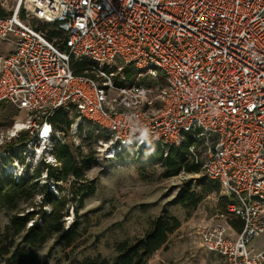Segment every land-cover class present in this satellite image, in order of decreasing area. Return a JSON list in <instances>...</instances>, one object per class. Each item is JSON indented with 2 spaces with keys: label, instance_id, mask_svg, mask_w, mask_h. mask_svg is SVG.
<instances>
[{
  "label": "built area",
  "instance_id": "built-area-1",
  "mask_svg": "<svg viewBox=\"0 0 264 264\" xmlns=\"http://www.w3.org/2000/svg\"><path fill=\"white\" fill-rule=\"evenodd\" d=\"M0 40L15 46L0 54V107L27 118L0 132V149L24 132L30 151L0 178L60 185L48 171L70 138L100 166L162 161L187 142L228 198L201 246L225 264H264L251 246L264 235V0H0ZM60 110L74 111L68 133L50 121Z\"/></svg>",
  "mask_w": 264,
  "mask_h": 264
},
{
  "label": "rangeland",
  "instance_id": "rangeland-1",
  "mask_svg": "<svg viewBox=\"0 0 264 264\" xmlns=\"http://www.w3.org/2000/svg\"><path fill=\"white\" fill-rule=\"evenodd\" d=\"M14 48L13 43L0 40V54L6 55ZM120 64L118 60L114 65ZM142 78L156 80L147 72H142ZM161 78L160 75L158 79ZM67 114L71 119L76 118L74 111ZM17 121H27L24 112L10 104L0 107V132L10 131ZM28 135L23 132L21 138L6 142L0 149L3 152L0 158L3 175L10 163L21 157H30V151L21 147V142L27 140ZM68 143L77 147L71 138ZM81 150L84 154L93 153L92 145L85 142ZM163 171L161 161L157 160H129L116 166L92 163L82 181H64L60 183L61 189L55 188V184L46 185L56 198L67 199L63 222L64 228L70 232L54 233L42 245L24 247L28 253H34L37 259L49 264H80L98 255L113 260L118 244L142 237L153 219L169 215L176 217L181 225L170 234L167 245L153 255L149 264H225L220 254L208 252L201 246L198 235L199 229L215 221L216 215L221 212L218 204L219 197L224 196L222 189L203 171L197 174L184 171L171 178H164ZM42 173L44 171L40 170L39 176ZM189 190L195 191L202 199L196 207L182 204L178 198ZM74 191H80L79 197L71 201ZM36 198L35 203H41V196ZM33 207L37 213L35 218L39 221L51 212L50 205ZM26 209L31 211L32 206ZM9 219L8 214L0 212L1 232L9 224ZM0 237L3 239V236ZM251 246L262 249L264 235L253 239Z\"/></svg>",
  "mask_w": 264,
  "mask_h": 264
},
{
  "label": "trees",
  "instance_id": "trees-1",
  "mask_svg": "<svg viewBox=\"0 0 264 264\" xmlns=\"http://www.w3.org/2000/svg\"><path fill=\"white\" fill-rule=\"evenodd\" d=\"M37 29L44 30L49 38L56 37L59 32L52 25L37 24ZM128 77L137 75V70L127 69ZM50 121L68 133L73 119L63 110L57 111L50 118ZM187 142L181 147L171 148L168 157L163 158V177L171 178L181 172L200 173L201 166L189 161L185 156ZM55 153L61 162L59 169L49 170L50 179L57 182L74 179L77 182L86 178L87 172L92 167L93 153L84 154L80 146L73 147L69 143L59 146ZM61 189V185H55ZM80 191H74L71 201H76ZM37 196H41V203H35ZM182 204H189L196 207L201 202V197L195 191H184L179 195ZM67 199H58L48 189V186H41L40 183L32 180L22 179L17 182L9 176L0 179V212L8 214L9 224L0 231V263L1 264H49L47 261L37 259L34 253H28L24 246L35 247L46 243L49 236L54 233L69 234V230L64 228L63 217L66 215L65 207ZM228 203L226 196L219 197V211H224ZM37 204V205H35ZM51 206L49 215H43L40 219L35 218L36 210L33 206ZM28 206H32V211L26 212ZM230 225L237 231H241L242 224L239 219H231ZM31 224L30 226H28ZM180 221L173 216L162 215L152 220L149 230L140 238L133 242H122L116 247V256L113 260L104 258L101 255L93 259H86L80 264H149V260L157 251L164 248L170 234H173L180 227ZM9 243H5L8 242ZM23 245V246H22Z\"/></svg>",
  "mask_w": 264,
  "mask_h": 264
},
{
  "label": "bare ground",
  "instance_id": "bare-ground-1",
  "mask_svg": "<svg viewBox=\"0 0 264 264\" xmlns=\"http://www.w3.org/2000/svg\"><path fill=\"white\" fill-rule=\"evenodd\" d=\"M20 125H21V123H20V122H18V124H17V128H19V127H20Z\"/></svg>",
  "mask_w": 264,
  "mask_h": 264
},
{
  "label": "crops",
  "instance_id": "crops-1",
  "mask_svg": "<svg viewBox=\"0 0 264 264\" xmlns=\"http://www.w3.org/2000/svg\"><path fill=\"white\" fill-rule=\"evenodd\" d=\"M7 55V54H6Z\"/></svg>",
  "mask_w": 264,
  "mask_h": 264
}]
</instances>
